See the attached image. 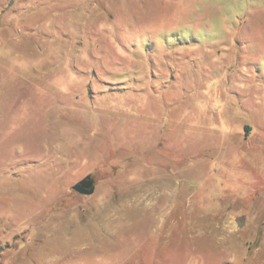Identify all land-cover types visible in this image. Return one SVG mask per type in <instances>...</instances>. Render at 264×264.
Returning <instances> with one entry per match:
<instances>
[{"label": "rangeland", "instance_id": "374dc122", "mask_svg": "<svg viewBox=\"0 0 264 264\" xmlns=\"http://www.w3.org/2000/svg\"><path fill=\"white\" fill-rule=\"evenodd\" d=\"M0 264H264V0H0Z\"/></svg>", "mask_w": 264, "mask_h": 264}, {"label": "water", "instance_id": "95a60500", "mask_svg": "<svg viewBox=\"0 0 264 264\" xmlns=\"http://www.w3.org/2000/svg\"><path fill=\"white\" fill-rule=\"evenodd\" d=\"M72 189L82 195H91L95 189V181L91 174L86 175L81 180L72 185Z\"/></svg>", "mask_w": 264, "mask_h": 264}, {"label": "flooded vegetation", "instance_id": "af4514ba", "mask_svg": "<svg viewBox=\"0 0 264 264\" xmlns=\"http://www.w3.org/2000/svg\"><path fill=\"white\" fill-rule=\"evenodd\" d=\"M81 180V179H80Z\"/></svg>", "mask_w": 264, "mask_h": 264}]
</instances>
